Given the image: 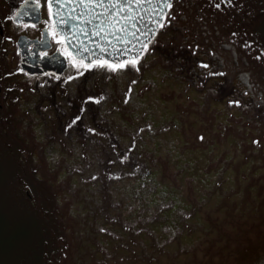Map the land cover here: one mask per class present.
I'll use <instances>...</instances> for the list:
<instances>
[{"label": "rangeland", "instance_id": "obj_1", "mask_svg": "<svg viewBox=\"0 0 264 264\" xmlns=\"http://www.w3.org/2000/svg\"><path fill=\"white\" fill-rule=\"evenodd\" d=\"M172 4L134 66L12 72L0 264H264V0Z\"/></svg>", "mask_w": 264, "mask_h": 264}, {"label": "water", "instance_id": "obj_2", "mask_svg": "<svg viewBox=\"0 0 264 264\" xmlns=\"http://www.w3.org/2000/svg\"><path fill=\"white\" fill-rule=\"evenodd\" d=\"M173 0H171L172 3ZM32 0L20 6L15 18L25 17ZM57 35L63 39L68 52L87 64L108 60L121 63L122 55L138 60L159 31L152 20L164 21L169 8L158 0H48ZM127 5V7H123ZM164 10V15L155 13ZM151 16L152 19H148ZM155 28L153 32L152 29ZM142 49V54L133 53ZM67 58L58 51L52 56L23 59V69L31 74L62 75L68 67Z\"/></svg>", "mask_w": 264, "mask_h": 264}, {"label": "flooded vegetation", "instance_id": "obj_3", "mask_svg": "<svg viewBox=\"0 0 264 264\" xmlns=\"http://www.w3.org/2000/svg\"><path fill=\"white\" fill-rule=\"evenodd\" d=\"M26 1L0 0V122L12 109V103L17 96L13 87V71L19 76L20 73L30 77L56 76L52 73L31 74L25 71L22 65L24 58L29 55H33L34 58H44L60 51L67 58L68 67L70 60L73 59L63 39L55 31L48 0H32L29 9L25 12V17L15 18L16 12ZM170 14L171 7L165 16L164 25ZM162 29L163 27H160L158 35L162 33ZM185 56L189 60H199V63L206 60L191 57L189 54ZM212 64L216 65L214 61ZM220 82L227 84L225 78H220ZM220 82L216 81V83Z\"/></svg>", "mask_w": 264, "mask_h": 264}, {"label": "trees", "instance_id": "obj_4", "mask_svg": "<svg viewBox=\"0 0 264 264\" xmlns=\"http://www.w3.org/2000/svg\"><path fill=\"white\" fill-rule=\"evenodd\" d=\"M89 76L86 77V80H84L85 84H84V82L83 83H79V82L76 83L75 82L77 84V86H76V88L74 90L75 91L74 93L76 95H80L81 94L80 92H84V94L86 93V95H87V94H90L91 92H95L98 89L102 88L100 86H96V87L92 86L91 79H90ZM54 90H52L51 94L49 92L45 94V92H43L41 90H38L39 92L36 95L37 96L36 99L34 101H31V103L28 105L27 109L30 108V107L32 108L33 106H35L36 110L40 113V111H39L40 109L38 107V106H40V104H42L43 107L45 106L46 108L48 107L47 105H49V106L56 105L58 97L59 96H65V94H64L63 91L61 92V89H59L57 91H54ZM46 100H50V103L46 102ZM68 101L72 102L71 99H68ZM28 111H30V110L28 109ZM138 185H139V188H141V185L140 184H138Z\"/></svg>", "mask_w": 264, "mask_h": 264}, {"label": "snow or ice", "instance_id": "obj_5", "mask_svg": "<svg viewBox=\"0 0 264 264\" xmlns=\"http://www.w3.org/2000/svg\"><path fill=\"white\" fill-rule=\"evenodd\" d=\"M117 3H120L121 0H116ZM229 3H231V0H228ZM158 3H162L164 5L165 8H170L171 7V0H158ZM123 7H127V5H123ZM216 7H220L219 4L216 5ZM156 16H162L164 15V10L161 9V12L159 13H155ZM148 19H152L151 16L148 17ZM152 23L153 25H159L160 27H163L164 24L161 20H152ZM152 31L154 32L155 31V28L152 29ZM147 45L145 44L144 47H146ZM133 53H140L142 54V49H133ZM132 56V54L130 53H127L125 52L123 55H122V61L120 64H116V63H113V62H110L108 60H101L99 61L98 63L101 64L102 66H111L114 70L117 68V67H131V66H134L135 63H136V59L133 57L131 59H129V57ZM202 63V66H207V65H203V62ZM91 99V98H90ZM230 103H236V104H239L240 101L239 100H236V101H230ZM78 119V117H77Z\"/></svg>", "mask_w": 264, "mask_h": 264}]
</instances>
